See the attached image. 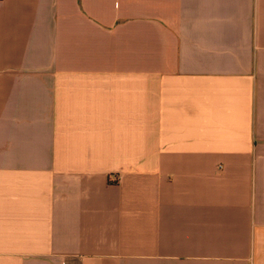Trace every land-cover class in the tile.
Masks as SVG:
<instances>
[{"label": "crops", "instance_id": "crops-1", "mask_svg": "<svg viewBox=\"0 0 264 264\" xmlns=\"http://www.w3.org/2000/svg\"><path fill=\"white\" fill-rule=\"evenodd\" d=\"M0 264H264V0H0Z\"/></svg>", "mask_w": 264, "mask_h": 264}]
</instances>
